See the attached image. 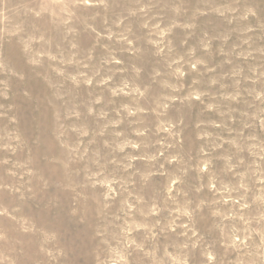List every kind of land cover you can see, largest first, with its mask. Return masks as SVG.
Returning a JSON list of instances; mask_svg holds the SVG:
<instances>
[{
    "label": "rangeland",
    "instance_id": "1",
    "mask_svg": "<svg viewBox=\"0 0 264 264\" xmlns=\"http://www.w3.org/2000/svg\"><path fill=\"white\" fill-rule=\"evenodd\" d=\"M53 3L76 4L69 9L75 15L68 20L58 8L42 10ZM174 4L187 11L175 15ZM142 6L147 15L138 11ZM247 7L257 15L243 20ZM169 27L171 32L157 35ZM28 36H43L34 47L56 60L44 57L35 71L26 65L18 41ZM169 40L171 53L165 47ZM159 48L164 51L157 54ZM193 49L194 56L187 55ZM0 51L26 73L24 82H13L15 122L0 108V235L9 238L0 239V259L15 264L256 259L264 242V0H88L87 5L0 0ZM113 56L120 63H105ZM173 59L185 72L178 91L167 86L175 82L168 68ZM196 60L202 62L192 69ZM156 71L161 75L154 78ZM37 73L47 74L48 81ZM125 81L124 93L113 95ZM133 86H147L149 94L139 101L146 111L128 115L124 106L136 105L135 94H126ZM26 87L29 97L23 95ZM157 102L168 103L167 109ZM56 116L64 125L60 139L53 134ZM169 124V131L159 130ZM12 135L16 138L9 139ZM125 143L129 146L119 151L117 145ZM70 154L74 159L65 167ZM89 175L100 183L83 187ZM109 193L110 207L101 218L97 202ZM48 201L57 204L51 212L44 207ZM76 206L86 210L83 223L70 215ZM102 224L107 231L98 235Z\"/></svg>",
    "mask_w": 264,
    "mask_h": 264
},
{
    "label": "clouds",
    "instance_id": "2",
    "mask_svg": "<svg viewBox=\"0 0 264 264\" xmlns=\"http://www.w3.org/2000/svg\"><path fill=\"white\" fill-rule=\"evenodd\" d=\"M82 3L84 5H87L88 0H82ZM76 4H64V3H53V4H48V5H44L42 10H49L51 8H58L60 13H67L68 15V20H70L75 13L73 11H69L70 8H74L76 7ZM138 11L140 13H144L145 15H147V11H146V7L142 6L138 9ZM172 11L175 15L179 16V15H183L187 10L185 8H183L182 5H173L172 6ZM231 11H235V9H231ZM223 15V13H221ZM36 16H40L41 12H35ZM54 15H59V13H54ZM130 15H136V12H131ZM257 13L255 10H253L252 7H247L246 10L241 14V19L243 20H247L249 18V16H256ZM124 19L125 18H121L119 20L116 21L117 26L121 25L124 23ZM68 20H65L64 22L67 23ZM179 25H177L176 23H173L171 25V27H177ZM186 27H191V25H185ZM144 27H148V24L145 23ZM155 27L157 29L160 28L159 24H156ZM171 27L166 28L164 30H161L159 33H157V35L163 36L166 33L171 32ZM20 31H22V29H20ZM111 32L109 33V39L111 38ZM206 35V34H205ZM123 39H127V37H123ZM44 37L43 36H28L27 39H24V37H21L20 40L18 41V50H19V55L23 58L24 62L26 65L30 66L33 68V70L35 71L37 68L41 67L43 64V58L47 57L49 60H56V56L51 55L48 51L43 50L42 48L38 49L35 48L34 45L39 43L40 41H43ZM46 42V41H45ZM129 43H131V41H128ZM186 42V41H185ZM202 43V47L206 50L208 47V44L205 43L204 41L201 42ZM73 48L76 47L75 44L72 45ZM165 47H168L169 53H171L173 51L172 47H171V41L169 40L168 43L165 45ZM164 51V48H159L158 49V53H162ZM195 54V50H189V52L187 53V55L189 56H194ZM61 63H63V54H61ZM91 57H89L90 59ZM181 59H183V57H181ZM69 63H71L72 61L69 60ZM120 63L119 60H116V58L113 56L111 58V60L105 61V63ZM202 61L200 60H196L195 62H190V67L192 69H195L198 63H201ZM174 65H176V67H173ZM84 67H87V65H84ZM182 67L183 65L180 64V60L177 59H173L169 64H168V68L171 69V75L172 77L175 78V82L168 84L167 86L169 88H171L173 91H178L179 88H182L183 85L179 84V81L181 78L184 77L185 72L182 71ZM54 71L57 72V75H63V72H60L56 69H53ZM141 69H135V72L137 74V76L139 75ZM38 75H42V77L48 81V76L45 73H37ZM99 74V73H97ZM161 75V73L159 71L155 72V77H159ZM26 79V73L18 66L16 60L14 57L9 56L7 54H5L3 51H0V99H2L5 103H0V108H5V112L3 113L4 115H8V113H12L11 116H9V120L10 122L14 123L15 122V104L11 101V97H13L16 93L13 91V82L16 83H22L24 82ZM71 79L73 81H75L76 77H71ZM108 79H111V77H109ZM87 83L91 84L92 80L88 79L86 81ZM102 82H106V81H102ZM49 84L51 87L55 88L56 85L52 84L49 81ZM128 82L125 81L123 84V87L117 88L113 90V95H117L119 93H124V90L126 88H128ZM126 94H135L136 97V105L134 106V109L132 108H128L127 105L124 106V108L127 110L128 115H135L136 112H144L146 111L145 108L139 106V101L143 100L148 94H149V87L145 86L143 87V89L139 86H133L130 89V93H126ZM23 95L25 97H29L30 95V89L29 88H25L23 89ZM54 95L56 96L57 99H62V94L59 93L58 91L56 93H54ZM261 95L257 96V99H260ZM164 100H169L172 99V97H164ZM196 99H199V96H196ZM99 101H97L98 103ZM168 107V103L164 102H157V108H163V109H167ZM155 110V109H154ZM89 112L91 113V109H89ZM72 115H79L78 112H73ZM56 123L58 125V127L54 128L53 130V134L54 136H56L57 139H60V137H62L64 135L63 131H61V129H63L64 125L62 123L59 122V117L56 116L55 117ZM173 127V125L169 124L168 127H164L163 125L160 126L159 130L162 131H169L170 128ZM75 130V129H73ZM139 134H143V133H139ZM16 137L14 135L10 136L9 139H15ZM129 144L125 143V144H120L117 145V148L119 151H124L125 147H128ZM131 147L133 148H137L139 147V145L137 144H131ZM162 155V153H161ZM153 159H155V157H152ZM74 159V156H71L68 159V161L65 164V167H68V165H70L72 163ZM128 167H131V164L128 165ZM27 175L31 176L32 173L29 170L27 173ZM87 181L88 183L83 185V187H95L96 183H100V181H94L93 177L91 175L87 176ZM15 191H19V188H16ZM26 191L31 192V189H27ZM109 194H105L103 197V201L100 202L98 201V207L96 209L97 215L100 216L101 218L104 216L106 210L110 207V204L108 203L109 200ZM45 210L48 212L53 211L56 207L57 204L56 202L53 201H48L45 203ZM70 215L73 216L74 218H76L77 220H79V222L83 223L86 220V210L82 207V206H76L73 207L71 209ZM107 227L108 225L106 224H102L99 225L97 227V234L100 235L102 234V231L106 232L107 231ZM233 235L235 236V232L233 233ZM0 239H4L6 242L9 241L8 237H5L3 235H0ZM51 239H55V237H51ZM241 243L243 244V241H241ZM249 255H251V253H249ZM256 259L251 260L248 262V264H264V242H262L260 245L257 246V252H256ZM121 259H124V257H121ZM214 259V257L209 253V260ZM0 264H15V261H11L9 262L8 258H4V259H0Z\"/></svg>",
    "mask_w": 264,
    "mask_h": 264
}]
</instances>
